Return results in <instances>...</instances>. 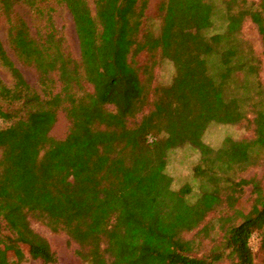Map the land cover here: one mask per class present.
I'll return each mask as SVG.
<instances>
[{
    "label": "trees",
    "instance_id": "16d2710c",
    "mask_svg": "<svg viewBox=\"0 0 264 264\" xmlns=\"http://www.w3.org/2000/svg\"><path fill=\"white\" fill-rule=\"evenodd\" d=\"M218 1L222 30L206 34L219 10L215 0H163L155 35L141 29L148 0H95L94 16L84 12L85 0H0L9 45L40 86L27 83L0 42V65L11 76L10 84L0 78V264L13 248L44 264L56 261L30 219L74 241L85 264H254L249 239L264 228V174L248 181L234 175L264 150V98L250 78L256 59L239 33L250 19L264 53V0ZM19 4L43 21L36 35L17 14ZM56 6L73 16L81 66L56 41ZM141 52L152 60L143 67L134 60ZM156 53L174 74L152 87ZM249 106L253 137H226L200 151L192 181L172 188L162 162L168 152L196 146L197 129L247 121ZM58 110L69 122L63 139L49 135ZM246 182L252 201L243 212L237 205ZM221 207L233 219L221 247L197 256L196 243L179 236Z\"/></svg>",
    "mask_w": 264,
    "mask_h": 264
},
{
    "label": "rangeland",
    "instance_id": "374dc122",
    "mask_svg": "<svg viewBox=\"0 0 264 264\" xmlns=\"http://www.w3.org/2000/svg\"><path fill=\"white\" fill-rule=\"evenodd\" d=\"M163 0H148L147 7L144 12V17L142 19L141 29H149L155 35L159 32L161 25V15L159 11V5ZM254 3H258L259 0H249ZM86 8L84 12L94 16L95 0H85ZM217 7L219 8L217 14L213 19V24L211 28L206 31L207 35H211L214 31L222 30L225 24L224 12L220 8V2L215 0ZM56 12L54 14L55 25L60 29V35L56 38L57 43L61 44L76 60L77 64L81 66L80 58V47L79 40L75 29V24L71 12L63 7L56 6ZM17 14L26 22L29 27V32L31 35H36L37 31L42 29L43 21L35 18L30 10L23 4L16 6ZM184 35L186 38L190 36V33L185 31ZM240 38L243 40V46L245 50L250 48L256 59V71L250 75L252 83L257 81L261 86V98H264V53L262 51L261 37L250 19H245L240 27ZM9 37V23L5 16L0 10V42L3 48L7 52L8 56L13 60L15 65L23 74L27 83L34 88L36 91L40 92V86L38 84V75L36 71L27 65L20 63L8 41ZM134 60L137 62V66L143 67L151 63V58L148 53L141 52L137 55ZM154 66L152 69V87L165 85L169 83L173 74L174 68L172 64L162 59L159 53H156L154 58ZM81 68V67H80ZM80 73L83 75L82 70ZM0 78L7 84L11 83V76L9 72L0 65ZM84 90L86 92H93L92 83L86 81L85 79L81 82ZM59 83H56V87ZM259 93V91H257ZM253 97V102L255 103L260 97ZM152 95L149 96V101H151ZM107 110L114 111L112 105L106 106ZM148 109L145 108L144 112ZM247 110V121H243L238 124H211L206 128L197 129L199 134V139L196 141V146L194 145H184L182 147H176L170 150L166 158L162 159L164 163V173L168 181L171 183V187L177 189L181 183L186 181H192L191 169L193 165L197 162L199 158V152L210 150L211 148H217L220 146L222 140L226 137H231L233 139H251L254 135L253 124L251 123L254 117L253 106L246 107ZM139 117V116H138ZM3 122L0 120V126H3ZM69 122L66 120L63 112L58 110L56 113V121L53 124L49 135L54 139H63L68 132ZM264 174V150L260 153L256 163L253 166L246 168L241 172H237L234 175L236 181L244 180L248 181L250 179H259ZM251 185L245 183L242 186V193L240 196L239 203L237 207L243 212H246L251 204ZM232 212L224 209L223 207L218 208L210 212L204 221L195 229L189 232H184L179 236L180 241L192 240L197 245V256H206L213 248H220L223 236L226 228L232 223ZM30 226L35 232V234L45 238L50 245L51 251L54 253L56 261L54 263L48 264H85V262L76 254L78 250V245L69 240L68 237L62 232H52L40 221L35 219H30ZM264 236V228L260 232L253 233L249 239V247L253 255L254 264H263L264 253L260 250V239ZM15 249V251H14ZM25 249V248H24ZM22 252L20 248H13L9 251L5 257L8 261L7 264H44L41 260H34L30 258L25 252ZM19 252V260L14 259V252ZM215 264H232L230 260L223 259Z\"/></svg>",
    "mask_w": 264,
    "mask_h": 264
}]
</instances>
